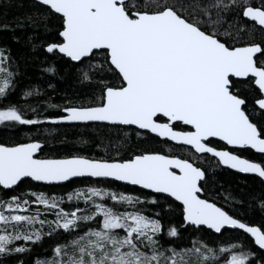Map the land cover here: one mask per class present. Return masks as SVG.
Listing matches in <instances>:
<instances>
[{"label":"snow or ice","instance_id":"1","mask_svg":"<svg viewBox=\"0 0 264 264\" xmlns=\"http://www.w3.org/2000/svg\"><path fill=\"white\" fill-rule=\"evenodd\" d=\"M37 2L63 19L62 42L47 45L49 53L58 50L83 63L103 52L104 63L87 65L84 79L90 80L89 72L99 69L114 74L120 83L100 80V95L87 104L66 101L60 106L49 97L35 106H0V125L41 124L27 113L38 117L43 104L45 111L59 109V115L44 118L52 123L137 126L191 146L197 153L211 154L218 158V165L264 178V163L217 149L209 141L218 137L227 145L264 154V59L257 58V53L264 57V47L228 42L235 41L246 26L237 28L235 34L219 30L227 14L264 26V0L258 5L253 0H189L186 5L169 0ZM13 64L9 50L0 48V100L15 87ZM236 78H247L256 86L252 107L234 83ZM23 95L30 97L33 92ZM176 122L193 130H177ZM42 148L40 140L13 146L0 143V187L13 190L24 178L47 184L77 177L113 178L169 194L182 203L184 221L197 228L207 226L216 233L226 226L243 230L254 238L258 251L239 242L212 247L202 240H191L190 247L174 242L165 247L161 243L164 227L156 218L159 213L146 214L143 207L155 204V199L85 186L63 195L29 190L0 199V258L30 253L29 245L64 233L65 239L51 249V257H36L34 264H264V223L251 225L201 198L206 172L188 159L146 151L121 158L119 150L116 158L78 154L46 158L37 155ZM225 198L231 199L230 195ZM66 201L74 207L66 209ZM32 205L43 206V211ZM49 215L54 219H48ZM167 235L179 237L180 232L170 226Z\"/></svg>","mask_w":264,"mask_h":264},{"label":"trees","instance_id":"2","mask_svg":"<svg viewBox=\"0 0 264 264\" xmlns=\"http://www.w3.org/2000/svg\"><path fill=\"white\" fill-rule=\"evenodd\" d=\"M169 2L187 4L189 0H169ZM259 4V0H253ZM133 4H140L141 0H131ZM28 17H32L31 20ZM46 17V18H42ZM229 25H232L229 28ZM5 26H7L5 28ZM246 26V30L240 31L235 41V46H244L248 43H261L264 47V28L253 21L227 14L219 30H228L236 33L237 28ZM63 30V19L59 14L49 13L45 6L35 0H0V48L9 50L14 61L13 71L15 87L10 91L6 99L0 100V106L8 104L33 105L38 101L51 98V102L64 106L66 101L73 104L95 102L102 88L100 80L111 81L119 84L116 76L108 71L101 72L99 69L89 72L90 80H85L83 71L88 70L90 63H104L101 59L103 52L96 54L94 61L87 59L81 62H73L61 55L58 51L49 53L47 45L62 42L59 33ZM257 58L264 59L260 54ZM107 67V66H106ZM53 68V72L47 71ZM241 90V95L246 98L249 107H252L253 97L258 95L256 86L251 85L248 79L234 80ZM39 95H36V92ZM25 91H32L33 95L25 97ZM39 116L27 113L28 118H39L42 123L38 125L2 124L0 125V143L13 146L17 143H25L40 140L43 148L39 156L46 158H60L74 154L95 158H116L117 150L119 157L128 158L140 152H159L166 155L188 159L206 172V183L202 181L205 193L202 197L216 202L224 207L230 214L237 216L251 225L264 223V181L255 175H244L226 169L218 165V160L208 154H197L187 146H178L169 141L162 140L149 132L140 131L134 127L121 125L96 124H50L44 118L57 116L59 109L48 108L46 111L43 104L40 105ZM255 122V120H254ZM177 129H187L182 124H176ZM210 145L216 148H224L225 145L217 140H210ZM236 153L255 162L264 163V154L255 153L251 149H235ZM96 186L112 191L136 194L141 199L149 201L155 199L156 203L143 205L147 209L146 214L159 213L156 217L161 220L164 232L161 234V243L168 247L174 242L182 247H190L191 240H202L209 246H222L228 242H239L258 251L253 240L240 230H224L220 234L192 225H185L182 205L164 195H156L133 186L124 185L111 180H94L89 178L73 179L62 185L37 184L27 179L13 190H5L0 187V199H7L12 195L24 194L31 191H44L63 195L75 188ZM230 195L231 199L225 197ZM31 199V197H28ZM111 203V202H110ZM66 209L74 205L65 202ZM81 208L84 205H79ZM33 209L43 206L32 205ZM123 210V209H121ZM26 214V213H24ZM43 218V217H42ZM48 219H54L49 215ZM175 226L180 232L179 237L167 235V229ZM183 226V227H182ZM65 239V234L45 238L43 241L29 245L32 252L15 254L0 258V264H13L24 260L25 264H34L36 257L44 259L51 257V249L57 242Z\"/></svg>","mask_w":264,"mask_h":264},{"label":"water","instance_id":"3","mask_svg":"<svg viewBox=\"0 0 264 264\" xmlns=\"http://www.w3.org/2000/svg\"><path fill=\"white\" fill-rule=\"evenodd\" d=\"M35 1H37V0H35ZM60 15V14H59ZM61 16V15H60ZM62 17V16H61ZM248 20H250L249 18H247ZM260 27H262V28H264V26H260ZM61 39H62V37H61ZM47 49V48H46ZM56 51H58V50H56ZM61 54V53H60ZM260 53H257V55H259ZM61 55H63V56H65L64 54H61ZM66 57V56H65ZM68 58V57H67ZM68 59H70V58H68ZM71 60V59H70ZM72 61V60H71ZM74 62V61H73ZM243 79H246V78H236V80H243ZM165 121H166V118H165ZM47 122L48 123H50V124H96V123H103V124H108L107 122H61V123H52L50 120H47ZM162 122H164V121H162ZM177 123H180V124H182V122H176V124ZM108 125H110V124H108ZM121 126H124V125H121ZM182 126L183 127H185V128H187V129H177V130H181V131H191V130H193L192 129V127L191 126H186V125H183L182 124ZM128 127H134V128H136V129H138V127L137 126H128ZM138 130H140V131H144V132H149L148 130H141V129H138ZM150 133V132H149ZM150 134H152V135H154V136H156V137H158V138H160V139H162V140H166V141H169V142H171V143H173V144H175V145H178V146H187V147H189V148H191L192 150H194L195 151V149L194 148H192L191 146H188V145H184V144H181V143H177V142H173V141H171L169 138H166V137H159L157 134H155V133H150ZM210 140H217V141H219V142H221V143H223L227 148H223V150H228V151H230L229 149H239V150H241V149H251L250 147H245V148H239V147H236V146H232V145H227V143L225 142V141H223V140H221L220 138H218V137H212V138H209V141ZM25 143H27V142H25ZM210 146H212V145H210ZM217 149H221V148H217ZM251 150H253L255 153H258L256 150H254V149H251ZM196 152V151H195ZM197 153V152H196ZM39 154L40 153H37V155L39 156ZM197 154H200V153H197ZM235 154H237V153H235ZM259 154H261V153H259ZM208 155H210V156H212L211 154H208ZM239 155V154H238ZM241 156V155H240ZM242 158H245V157H243V156H241ZM179 158V157H178ZM182 159V158H181ZM217 160H218V158H216ZM222 167H224V168H226V169H230V170H232V171H235V172H237V173H240V174H244V175H255V176H257V177H259V178H261L263 181H264V178H262V177H260L258 174H255V173H243V172H240L239 170H237V169H232V168H230L229 166H225V165H221ZM176 171H178V170H176ZM83 178H89V179H94V180H111V181H114V182H118V183H121V184H124V185H128V186H133V187H136V188H139V189H142V190H145V191H148V192H152L153 194H156V195H164V196H167V197H169V198H171L172 200H174L175 202H177V203H179L180 205H182V203L180 202V201H176L175 200V198L174 197H171L169 194H166V193H155L153 190H149V189H143L141 186H136V185H131V184H129V183H127V182H122V181H117V180H114L113 178H91V177H77V178H72L71 180H73V179H83ZM27 179H29V180H31V181H33L34 183H37V184H44V185H62V184H65V183H67V182H62V183H53V184H47V183H44V182H36V181H34V180H32L31 178H24L23 180H27ZM22 180V181H23ZM70 180V181H71ZM69 182V181H68ZM20 184V183H19ZM18 184V185H19ZM17 187V186H16ZM15 187V188H16ZM201 198H203L202 196H201ZM183 207V206H182ZM184 219V218H183ZM184 223H185V225H190V224H187L185 221H184ZM192 226H194V225H192ZM195 227H197V226H195ZM199 227H203V228H206V229H208L207 228V226H199ZM208 230H210V231H212L213 233H215V234H220V233H216L214 230H212V229H208ZM224 230H240V229H233V228H230V227H227L226 226V228L224 229ZM224 230H222V232L224 231ZM241 232H243V233H245L243 230H240ZM221 232V233H222ZM245 234H247V233H245ZM252 240H253V242H254V238H252L251 236H250V234H247ZM258 247V246H257ZM13 264H17V263H13Z\"/></svg>","mask_w":264,"mask_h":264},{"label":"flooded vegetation","instance_id":"4","mask_svg":"<svg viewBox=\"0 0 264 264\" xmlns=\"http://www.w3.org/2000/svg\"><path fill=\"white\" fill-rule=\"evenodd\" d=\"M224 145V144H223ZM224 148H227L226 146ZM223 149V148H221ZM230 151H233L234 153H236L235 149H229ZM242 150V149H241Z\"/></svg>","mask_w":264,"mask_h":264}]
</instances>
